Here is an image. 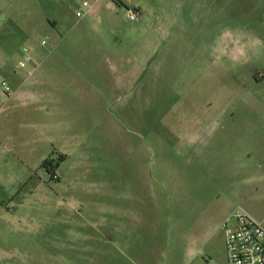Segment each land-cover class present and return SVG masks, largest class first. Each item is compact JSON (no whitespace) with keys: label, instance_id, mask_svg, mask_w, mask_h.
Listing matches in <instances>:
<instances>
[{"label":"rangeland","instance_id":"rangeland-1","mask_svg":"<svg viewBox=\"0 0 264 264\" xmlns=\"http://www.w3.org/2000/svg\"><path fill=\"white\" fill-rule=\"evenodd\" d=\"M80 7L0 0V67L76 51L66 59L97 88L67 86L49 115L41 64L18 92L38 98L28 106L5 100L18 89L0 69V264H227L224 215L264 226V0Z\"/></svg>","mask_w":264,"mask_h":264},{"label":"crops","instance_id":"crops-1","mask_svg":"<svg viewBox=\"0 0 264 264\" xmlns=\"http://www.w3.org/2000/svg\"><path fill=\"white\" fill-rule=\"evenodd\" d=\"M98 2L99 0H96L93 6L91 7L92 9L90 8L87 12H90L91 10H93L98 4ZM62 9L64 8L60 2L53 9L52 15L48 20L49 24L52 25L53 28H55L58 23L64 21V15L61 13ZM141 16L142 14L140 15V17ZM67 52L70 55H76V51H68V50L64 51L62 49L60 50L49 49L45 51L42 55H40L38 52H28L26 56L21 57L17 61L18 64L20 62L24 63V65H21L22 67L24 66L27 67L26 69H21V73L17 72L16 70H12L9 67L8 59L5 60V62L3 61V64H1L0 69H3L6 73H8V78L11 80L12 84L15 86V89H18L16 92L14 91V93L5 97V100H11V99L16 98L22 101L20 103L21 105L27 104V106L31 102H33V100H38V98L34 97L31 92L25 93L26 95H22V96L19 95L21 93L19 89H21L22 87H27V86L29 87L34 84L33 81H31L30 77L32 75V72L36 68H38L40 64L42 65L43 72L46 74V77H47V79H45L42 82L43 93H42V98H41L44 104H46V105H43V109H45L47 114L57 115V114L62 113V105H64L67 100V95H66L67 86L69 87L71 86V88L76 89V90L82 89L83 87H85V89H87L86 90L87 99L91 100L92 98H94V96L96 97L97 96V88H95L96 86L94 85L93 82H89L88 80L85 81V79L83 80V75L78 74L80 73L82 66H76L72 63L70 64L69 60L66 59V57L69 55ZM39 56H41V58ZM26 60H28L29 62L27 63ZM89 67L94 69L95 71H98L97 65L93 67V64L90 63ZM65 71L72 73L71 76L69 75V77H71L72 79L70 82L65 79V77H68V76L63 75ZM1 109L2 107L0 106V110ZM29 111L30 109L29 107H27L26 112H29ZM251 153L252 152H247V155L249 156L251 155ZM262 164H264V161H262L260 165ZM260 180L261 179L257 175V177L255 178V182H256L255 188L256 189L258 185L260 184ZM226 216L227 214L224 215V217ZM220 225H219V228H220ZM223 235H224V232H223ZM195 254L196 253L194 252L192 254V257Z\"/></svg>","mask_w":264,"mask_h":264},{"label":"built area","instance_id":"built-area-1","mask_svg":"<svg viewBox=\"0 0 264 264\" xmlns=\"http://www.w3.org/2000/svg\"><path fill=\"white\" fill-rule=\"evenodd\" d=\"M96 0H81V7L75 11L77 17L83 16ZM139 9H128L127 16L136 20L140 17ZM45 43V40H42ZM20 65H24L20 62ZM1 89L8 90L5 81ZM227 264H264V226L243 208L238 207L221 222ZM200 252V251H199Z\"/></svg>","mask_w":264,"mask_h":264},{"label":"trees","instance_id":"trees-1","mask_svg":"<svg viewBox=\"0 0 264 264\" xmlns=\"http://www.w3.org/2000/svg\"><path fill=\"white\" fill-rule=\"evenodd\" d=\"M60 157L63 158V155ZM42 166L45 167L48 171H51L52 169L51 160L49 158H45L42 162Z\"/></svg>","mask_w":264,"mask_h":264}]
</instances>
